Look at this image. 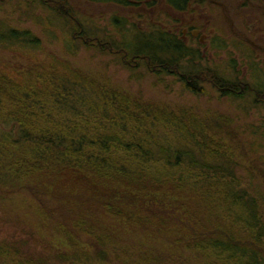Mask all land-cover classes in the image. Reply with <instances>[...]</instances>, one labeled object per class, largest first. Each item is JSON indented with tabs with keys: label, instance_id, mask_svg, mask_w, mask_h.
Segmentation results:
<instances>
[{
	"label": "trees",
	"instance_id": "16d2710c",
	"mask_svg": "<svg viewBox=\"0 0 264 264\" xmlns=\"http://www.w3.org/2000/svg\"><path fill=\"white\" fill-rule=\"evenodd\" d=\"M19 2L28 16L49 10L36 1ZM165 2L182 11L191 0ZM55 16L67 34L79 31L68 27L70 19L63 10L57 9ZM111 22L116 29L123 26L118 19ZM155 27L147 35H136L134 44L128 34L122 42L129 54L149 56V67L142 60L126 66L146 67L155 77H174L192 96L208 94L195 83L207 84L196 76H209L216 93L236 99L243 114L260 106L264 112V62L256 50L238 42L247 46L256 85L255 90L249 84L241 90L242 81L225 77L226 68L235 69L232 58L223 72L203 70L192 49ZM85 34L84 43L97 39ZM68 41L73 48L74 41ZM96 42L98 50L118 49L111 42ZM39 45L29 30H0L3 48ZM217 45L223 46L221 38ZM226 50L229 53L228 48L217 51ZM162 60L182 76L165 68L153 70ZM30 65L22 67V86L0 72V200L17 202L45 219L69 251L50 250L38 257L4 239L0 264H264V195L236 175L243 166L235 146L222 138L232 125L228 115L201 112L196 104L181 109L154 105L132 99L87 72L59 74ZM261 112V126L250 127L264 139ZM246 188L253 197L246 198Z\"/></svg>",
	"mask_w": 264,
	"mask_h": 264
},
{
	"label": "rangeland",
	"instance_id": "374dc122",
	"mask_svg": "<svg viewBox=\"0 0 264 264\" xmlns=\"http://www.w3.org/2000/svg\"><path fill=\"white\" fill-rule=\"evenodd\" d=\"M19 1L22 0L0 1V30L7 27L29 30L40 40V45L36 49L24 46H10L7 48L0 46L1 75L6 76L9 81L13 80L21 83L20 86H22L23 79L21 74L24 72L22 67H26L28 64H37L44 68L47 67V69H55L59 74L77 70L96 76L99 80L108 81L116 91L130 96L132 99L141 98L154 105L167 106L172 109L192 108L196 104L201 112L211 109L226 114L229 119H232V125L223 133L225 135L222 138L227 143L235 146L236 159L243 166V170L237 171L236 175L244 177L243 182L248 183L247 185H254L255 187L252 190L257 195L261 193L264 195V139L262 138L263 135L256 137L255 133H252L255 129L250 127V125L254 127L261 124L260 115H258L262 111L261 106L250 111V114H243L239 109L240 107H237L236 99L232 102L230 97H221L220 94L216 93L211 85L213 84L212 79H208L209 83L207 84L204 81L195 83L196 89H204L208 94L192 96L183 90L176 78L166 75L155 77L148 71L149 69L146 71V67L144 68L143 66L137 69L126 66V63L120 59V53L116 54L113 50L109 51L108 48L103 49V51L98 50L95 47L94 39L91 45L89 42L84 43L79 39L74 40L76 34H67L61 20L58 17L56 18L55 13L53 15L51 10L45 12L40 9L38 12L28 16L22 11L23 7L20 6ZM245 1L232 0L234 9H230L231 18L233 19L234 17L238 20L239 16L236 12H241V9L244 8L247 16V26L253 29L260 28L259 19L261 21L264 20V0L257 3L254 0L251 6ZM69 2L68 11L79 23L83 32L85 30V35L91 37L92 34V37H96L99 43L111 42L112 44L114 43V46L119 47L124 39L123 30L129 31L133 35L140 34L144 36L150 33L148 30L152 26L148 25L149 19L147 20L142 13L143 6L138 8H118L111 4L87 3L84 0H71ZM66 6L68 7V5ZM162 9L168 13V18L173 17L179 21V18L172 15L169 9L166 7ZM238 9L239 11H235ZM114 15H117L120 19H125L122 21L123 26L119 29H116L111 22V17ZM154 15L155 13L152 14V16ZM190 17L184 19L185 23L179 29V32H182L188 22H191L189 26H197L198 17L192 16L194 20L190 19ZM241 18L243 19L242 16ZM155 20H158V18ZM221 21L217 17L212 19L211 27L214 34L210 35L209 42L205 44V46H208L211 43V46L201 48V51L202 49L206 50L205 52L203 51L205 56L200 53L201 51L197 52L198 49L196 47L198 46L190 41L188 48L192 49L191 53L197 57L195 59L198 62L196 65H199L200 68H205L203 70L218 69L222 71L223 67L226 68L228 66L232 58L235 61V69L226 68V79H229L230 82L242 81L255 90L256 85L253 83L250 67L248 66L249 63H247L245 52L247 46L239 45V40L229 39L226 25H223ZM162 23L164 24L163 28H177L174 22L170 23L164 19ZM155 26V28L161 30V25ZM68 27L73 29V31L71 30L72 32L79 28L72 20H70ZM135 31L136 33H134ZM137 31L139 32L137 33ZM258 35L259 37L262 36L261 33H258ZM216 37L221 38L222 47L217 45L218 38ZM251 37L257 39L253 35ZM68 38L74 41V43L72 42L74 47L71 49L68 46V43L71 44ZM128 38V42H130V36ZM195 42H197L196 39ZM255 43L262 44L261 46L264 47V41L262 43L260 38ZM226 48L229 49V53L227 50L217 51ZM255 55L260 58V62H264V53L256 51ZM114 56L118 57L116 58L117 61L116 59L113 60ZM199 71H202V69H198ZM215 97L219 99L215 100ZM261 113L264 115V112ZM231 130L232 132H229ZM254 170H257V173ZM246 189L249 195L246 198H248L251 193L249 188ZM9 202L8 200H0V241L4 239L16 241V244L19 245L20 243L22 249H30L33 255L38 257L46 256L50 250L55 252L69 251V247L64 243L65 241L49 229L47 222L44 221L45 219L41 220L17 202ZM261 219L264 221V215L261 216ZM250 244L247 241L245 245L251 248ZM28 251L25 250L20 254V257L25 258V254ZM167 263H170V259L167 260Z\"/></svg>",
	"mask_w": 264,
	"mask_h": 264
},
{
	"label": "flooded vegetation",
	"instance_id": "af4514ba",
	"mask_svg": "<svg viewBox=\"0 0 264 264\" xmlns=\"http://www.w3.org/2000/svg\"><path fill=\"white\" fill-rule=\"evenodd\" d=\"M0 1H14V0H0ZM24 1H36V3H41V5L45 6L46 8H48L49 10H51V12L55 13V11L58 9L63 10V12L68 16V18L72 21H74L78 26H79V31L76 33L75 37L82 39L81 33L83 32V29L80 27L79 23L76 21V19H74L71 14H69V1L71 0H24ZM85 2H89L87 0H84ZM130 3H133L134 5H129V6H124L119 4L116 1H111V2H107V4H111L114 5L118 8H128V7H134V8H138L140 6H143L142 9V13L145 15L144 17L148 20L149 19V26H153V25H161V34H164V37L166 36H172L175 37L176 40L180 41L185 47L190 46V41L192 43H195L198 51H201V48L203 47H210V45L208 44V46L205 44H207V42H209L210 40V35L214 34L213 28L211 27V23H212V19L215 17H217L220 21H221V17H222V21L221 23L223 25H226L227 28V32H228V37L229 39L234 37L235 39L249 45L250 47H252L254 50L258 51V52H262L264 53V47L261 46L260 44H256L255 42H257L258 38H260L262 40V43L264 41V20L261 21V19H259V24H260V28L257 29H253L252 27L247 26V16L246 13L244 12V8L241 9V12H236V14L239 16L238 20H236L234 17L233 19L231 18L230 14V9H234L232 7V0H191V2L189 3V5L184 8L182 11H176L174 9H172L169 5H167V3L165 2V0H140V1H135V0H127ZM254 0H246L245 2L248 3L250 6L253 4ZM261 0H255V2H260ZM102 4H106L103 2H99ZM68 5V7L66 6ZM166 7L167 9L170 10V12H172V15L176 16L179 18L178 20H175L173 17L168 18V13L163 10L162 8ZM235 11H239L235 10ZM154 16H152V14H154ZM190 17V19L194 20V17L192 16H197L198 20L196 22L197 26H189V24H191V22H188V24L182 29V32H179V29L182 27V25H184L186 17ZM241 16L243 17V19L241 18ZM156 18H158V20H155ZM112 21L113 19H118L120 21H124L125 19H120L117 15H114L111 17ZM174 22V24L177 26V28L171 27V28H167L164 27L163 28V20ZM235 19V20H234ZM138 28V27H137ZM137 30V29H136ZM139 31H137L138 33ZM136 33V31L134 32ZM258 33H261V37H259ZM128 34V36H130V43L134 44V38L136 35L130 34L129 31L128 32H124L123 35L124 37ZM254 36V38L257 39H253L251 36ZM191 37V38H190ZM217 38V37H216ZM195 39L197 42H195ZM94 41L93 39L89 38V41ZM95 41H98V39H95ZM88 42V41H87ZM228 43V42H227ZM189 44V45H188ZM100 46L101 43H100ZM108 48L109 51H114L116 54L120 53V58L123 62H125L126 64H133L134 66L138 64V60H142L146 62V65L149 67L151 60L149 58V56H139V55H135V54H129V49L124 48V46L120 45L118 47L117 50H114L113 48L110 47H106ZM133 50V49H132ZM206 50L202 49V51L200 53H202L203 56L204 52ZM129 59V60H126ZM162 63H156V65H154L153 70L157 69V68H161V69H166L167 71L173 72L177 75L182 76V73L175 67L170 66L169 64H167L166 60H162ZM202 76L204 74L203 71H201L200 73ZM197 79H203L205 81L209 80L205 77H200V75L196 76ZM246 86L245 83H243V85L241 86V90H244V87ZM249 88V87H248ZM250 90H252L251 88H249Z\"/></svg>",
	"mask_w": 264,
	"mask_h": 264
}]
</instances>
